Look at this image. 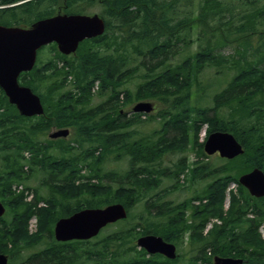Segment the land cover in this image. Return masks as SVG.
Listing matches in <instances>:
<instances>
[{
    "label": "trees",
    "instance_id": "trees-1",
    "mask_svg": "<svg viewBox=\"0 0 264 264\" xmlns=\"http://www.w3.org/2000/svg\"><path fill=\"white\" fill-rule=\"evenodd\" d=\"M58 13H97L105 32L82 41L74 57L50 45L51 60L38 58L31 71L20 75V84L41 98V116H20L0 91V201L6 209L0 217V252L10 255L35 246L45 235L52 237L60 217L120 203L127 219L115 230L88 241L53 240L35 257H45V264H213L216 256L264 264V239L257 232L264 220V197H252L238 183V177L253 168L264 172V0H0L3 25L24 27ZM225 47H231L232 54L224 56ZM209 68L234 73L212 97L211 107L203 105L207 90L199 79ZM70 76L72 84L67 82ZM95 83L98 87L91 93ZM96 96L106 98L86 108ZM146 99L163 107L156 117L160 129L143 136L137 129L143 115L127 117L123 107ZM204 125L207 135L231 133L243 154L232 160L207 157L204 141L197 143ZM51 128H68L70 137L43 139ZM189 131L195 162L189 168L179 157L169 170L175 176L187 171L192 180L209 179L192 199L197 204L187 210L190 222L186 208L157 205L152 193L161 176H167L161 167L164 156L185 150ZM111 158L130 164L120 178L104 169ZM39 173L43 178L38 186L30 185ZM230 183L236 184V191L230 190L224 211ZM13 184L32 190L33 201L14 193ZM40 202L46 205L38 206ZM154 205L157 222L151 215ZM135 207L141 209L137 219ZM33 215L34 233L29 230ZM209 219L219 223L203 236ZM186 231H192L191 242L198 246L184 263L148 256L135 244L145 234L173 242Z\"/></svg>",
    "mask_w": 264,
    "mask_h": 264
},
{
    "label": "water",
    "instance_id": "water-1",
    "mask_svg": "<svg viewBox=\"0 0 264 264\" xmlns=\"http://www.w3.org/2000/svg\"><path fill=\"white\" fill-rule=\"evenodd\" d=\"M105 26L96 14L65 15L57 14L50 18L36 21L29 28L5 27L0 25V87L8 97L9 103L16 106L23 116L41 115L43 108L40 99L28 87L20 86L17 77L21 72L31 70L35 62L36 50L42 45L55 43L60 53H74L84 39L101 35ZM153 106L149 102L135 104V113H149ZM67 130H59L51 138L66 137ZM206 155L218 153L221 158L232 159L243 153L241 145L230 133L211 132L203 145ZM238 182L249 194L264 197V173L254 168L241 175ZM4 208L0 203V216ZM126 209L119 203L103 208L83 209L66 218H60L54 225L56 240H87L96 236L101 228L109 223L124 219ZM138 247L149 254H161L169 259L175 258V247L161 237L145 235L137 239ZM240 260L215 259V264H239ZM0 264H7V257L0 253Z\"/></svg>",
    "mask_w": 264,
    "mask_h": 264
},
{
    "label": "rangeland",
    "instance_id": "rangeland-1",
    "mask_svg": "<svg viewBox=\"0 0 264 264\" xmlns=\"http://www.w3.org/2000/svg\"><path fill=\"white\" fill-rule=\"evenodd\" d=\"M193 50H195V49H193ZM221 51H222V54L224 56L232 54V48L231 47H225ZM52 54L53 53L51 52V47H47V48L41 50L40 52H38V58H40V60H42L44 63L49 59L51 60ZM71 57H74V56H71ZM233 75H234L233 71H230V72L223 71L222 73L221 72L217 73L212 68L204 69L202 71V73L199 75V79L201 82H203V86H205V90H207V94H206L207 99L203 103L204 106H210L211 107L214 105L213 102L210 103L211 97L218 94V92H220L219 91L220 89L221 90L224 89V87L227 85V83L229 82V80L231 79V77ZM68 80L72 84V80H70V78H68ZM127 87L131 90L134 89L133 84H128ZM93 89H95L94 86H93ZM91 93H93L92 89H91ZM104 99H105V96L93 97L89 101V104L86 105V108L98 105ZM123 100H124V95L120 94L119 95V102L122 103ZM146 100L151 101L153 103L154 110L150 114H147L145 116H141V123L138 124L137 129H138V132L143 136L152 134L153 132L158 131L160 129V124H159L158 118H156V117H157V114L162 110V107H163V104H161L160 102H157L156 100H150V99H146ZM136 102H132L129 105L123 107V109L127 113V115H126L127 117H129V114H131L129 111H131L132 106ZM211 113L212 112H208L209 115H211ZM210 117H212V116H210ZM136 126H137V124L136 125L134 124V128ZM55 130L56 129H53V128L49 129L46 132V134L44 136H42V138L43 139L47 138V135L51 134ZM208 131H209V128L206 125H204L200 129V131L198 133V139H197L198 144L201 143L202 141H204L205 135L207 134ZM188 133H189V135H188L189 139H188V143H187L185 150H183L182 152H178V151L168 152L164 156V158L162 160L161 167H164L166 169L165 172L167 173V176H161L162 179H161L159 186L156 187L154 190H152V193L154 195L153 198H155V199H153V202L157 205L160 204V206H161L163 203H170V205H168L170 208L172 206L174 207L176 205L178 208H181V209L186 208L184 216L188 220V222H190L193 218L190 215V211H187V210H188V208L190 209V206H192V204H197V201L193 202L192 199H193L194 195L197 192H199L201 190V188H203V186L209 181V179L205 178L202 180H199V179L192 180L190 177V173L188 175L187 171H185L184 173H180L178 176H175L174 175L175 171L171 172L169 170L170 167H172V165L174 164V162H176L179 159V157H181L185 160V162L189 166V168L195 162L194 160L196 159L195 158L196 157V146H194L192 144V133H191V131H189ZM202 159L203 158H201V160ZM203 161H204V159H203ZM103 166H104V169L106 171L107 170H109V171L113 170L115 173L118 174V177H119V176H122L125 174L124 172L126 171V169H129L130 164L128 161H126V159L114 161L111 158V159L106 160L105 164H103ZM118 177L115 178L116 182H118V180L120 178V177L119 178ZM41 178H43L41 173L37 174V176L35 178L32 177L30 179V185L38 186ZM230 190L236 191V184L230 183L228 186V189L226 191V199L223 201L224 209H225L224 211H226L228 206H229V200H230L229 199V192H230ZM12 191L14 193H17V194L22 193L20 186L13 185ZM39 193H42V195H46V192L41 191V189H40ZM30 194L32 197L34 195V192L32 190H28L27 192H25L23 194L25 201L31 200L30 199L31 197H29ZM44 204L45 203H43V202L39 203L40 206H44ZM155 209H157V207L154 205V209L152 210V214H151L153 222L158 221L157 218L153 215L156 213ZM140 210L141 209H139L138 207H135V209H134L135 219H137V217H138L137 215H138ZM247 216L249 218H251L252 214L249 213ZM162 220H165V219H162ZM135 222H136V220H135ZM195 222H193V223H195ZM214 223H219V221L215 220V219H209L206 222L205 230L202 233L203 236H205L207 234V231L213 226ZM117 227H119V226L115 225L113 227H110L105 232L115 230ZM263 229H264V220L259 224V227L257 229V232L260 234L262 239H264V230ZM29 230H30V232H34L36 230V220L35 219H31L29 221ZM191 232L192 231H186L181 237L178 238V240L171 242L176 246V249L179 252L178 255L181 258H179V257L176 258V260H178L179 262L184 263L187 259L190 258V256L193 254V252L196 251V250H194V251L192 250V247H196L198 245L195 244L194 239L191 242V239H190ZM239 234H240V232L238 230H236V236ZM236 236L234 234V237L232 238V239H234L235 242L238 241V239H235ZM53 240H54L53 236L50 237V235H45L43 241L36 244L33 247H21L17 251L13 250L10 253L11 256L9 258V264H43V263L45 264L46 263L45 257L43 258V257H38V256L35 257V256L37 253L41 252L45 248L47 249L48 245L50 243H52ZM240 240H242V239H240ZM203 250H204V248L201 249V251H203ZM205 251H206L207 255L210 254L209 249H206ZM198 254L196 256H198ZM197 264H205V263L202 261H199Z\"/></svg>",
    "mask_w": 264,
    "mask_h": 264
},
{
    "label": "bare ground",
    "instance_id": "bare-ground-1",
    "mask_svg": "<svg viewBox=\"0 0 264 264\" xmlns=\"http://www.w3.org/2000/svg\"><path fill=\"white\" fill-rule=\"evenodd\" d=\"M168 4V3H167ZM159 23V22H158ZM143 29V28H142ZM141 33V32H140ZM130 35V34H129ZM150 50V49H149ZM139 51V50H138ZM83 52H85V51H83ZM215 64V63H214ZM141 65H143V64H141ZM160 74V73H159ZM213 132H221V131H213ZM223 133H228V132H223ZM210 134V133H209ZM208 134V135H209ZM231 134V133H230ZM207 135V136H208ZM207 138V137H206ZM206 140V139H205ZM205 140H204V142H205ZM240 144V143H239ZM203 145H204V143H203ZM241 145V144H240ZM241 147H242V145H241ZM242 150H243V147H242ZM204 151V150H203ZM244 151V150H243ZM205 153V152H204ZM239 183V182H238ZM240 185H241V183H239ZM242 186V185H241ZM243 187V186H242ZM245 188V187H244ZM246 189V188H245ZM249 193V192H248ZM252 196V195H251ZM252 197H254V196H252ZM254 198H257V197H254ZM120 204V203H119ZM41 205V204H40ZM39 204H38V206H40ZM122 205V204H121ZM88 209H94V208H88ZM156 212V211H155ZM155 215V214H154ZM34 227V226H33ZM264 230V229H263ZM34 233V232H33ZM53 237H54V240L56 241V242H58V243H62L61 241H58V240H56V238H55V236H54V233H53ZM158 237H160V236H158ZM163 239V238H162ZM164 240V239H163ZM165 241V240H164ZM167 242V241H166ZM168 243H170V244H172L175 248H176V246L173 244V243H171V242H168ZM216 258H220V259H234V258H221V257H218V256H216V257H214L213 258V264H215V259ZM234 260H240L241 261V263H239V264H242V262H243V260L242 259H234ZM7 264H9V259H8V261H7Z\"/></svg>",
    "mask_w": 264,
    "mask_h": 264
}]
</instances>
